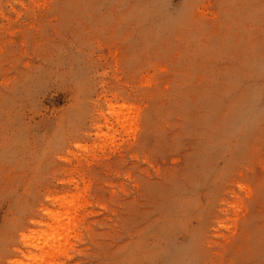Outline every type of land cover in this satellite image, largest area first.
<instances>
[{"label":"rangeland","instance_id":"obj_1","mask_svg":"<svg viewBox=\"0 0 264 264\" xmlns=\"http://www.w3.org/2000/svg\"><path fill=\"white\" fill-rule=\"evenodd\" d=\"M0 264H264V0H0Z\"/></svg>","mask_w":264,"mask_h":264}]
</instances>
